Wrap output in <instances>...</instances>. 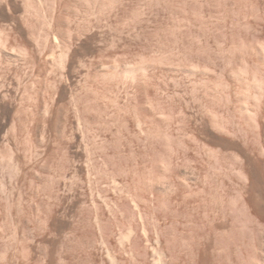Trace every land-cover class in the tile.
Wrapping results in <instances>:
<instances>
[{"label":"rangeland","instance_id":"1","mask_svg":"<svg viewBox=\"0 0 264 264\" xmlns=\"http://www.w3.org/2000/svg\"><path fill=\"white\" fill-rule=\"evenodd\" d=\"M0 264H264V0H0Z\"/></svg>","mask_w":264,"mask_h":264},{"label":"clouds","instance_id":"2","mask_svg":"<svg viewBox=\"0 0 264 264\" xmlns=\"http://www.w3.org/2000/svg\"><path fill=\"white\" fill-rule=\"evenodd\" d=\"M161 164H162V166H163L166 170H167V168L169 167V165H168L166 159H162Z\"/></svg>","mask_w":264,"mask_h":264}]
</instances>
